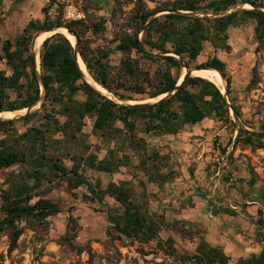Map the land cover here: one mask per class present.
Segmentation results:
<instances>
[{"label": "rangeland", "instance_id": "rangeland-1", "mask_svg": "<svg viewBox=\"0 0 264 264\" xmlns=\"http://www.w3.org/2000/svg\"><path fill=\"white\" fill-rule=\"evenodd\" d=\"M231 1L49 0L52 22H85L88 58L104 59V79L118 98L142 97L136 87L150 95L176 83L183 66L209 67L202 65L219 59L224 71H207L223 84L226 78L228 99L220 93L225 105L212 104L204 83L190 77L178 94L200 107L204 118L198 123L152 131L133 116L134 133L121 121L96 131L94 116H80L84 92L56 83L62 101H46L45 84L42 80L43 93L34 69L38 101L45 96L40 107L0 127L3 147L27 158L0 171V264H264V42L257 33L264 28L257 29L252 13L261 11ZM249 2L264 9V0ZM28 5L29 0H3L0 6V71L7 76L13 71L1 49L10 36L17 50ZM192 5L198 10H187ZM229 16L234 24L222 32L215 20ZM135 38L142 52L132 45L116 49ZM193 46L199 50L194 60ZM10 99L20 100L14 93ZM36 129L48 139L41 160V154L30 155L32 142L21 137ZM40 200L56 204L58 213L45 220L36 211L19 214L2 226L10 208ZM136 211L148 225L140 232L124 221Z\"/></svg>", "mask_w": 264, "mask_h": 264}, {"label": "trees", "instance_id": "trees-1", "mask_svg": "<svg viewBox=\"0 0 264 264\" xmlns=\"http://www.w3.org/2000/svg\"><path fill=\"white\" fill-rule=\"evenodd\" d=\"M235 1L236 0H232L230 3L234 5ZM240 1V3H252L249 2V0ZM2 3L3 0H0V5ZM252 4L256 5L254 3ZM211 7H213V5H209V9H211ZM187 10L196 11L198 9L194 5H192ZM43 12L45 13V15L47 14L46 8L43 9ZM218 12H221V8H216L215 13ZM252 13L258 21L257 29L264 28V13ZM231 17L233 16L215 20L223 28L222 32H226L228 28L233 26L234 22L231 21ZM46 18L48 17L46 16ZM56 24L63 25L61 20ZM52 26L53 24L49 25L45 21L42 25H36V23H32L28 28H38L39 30H44L49 29ZM66 26L70 29L71 32L75 33L78 37L79 46L81 49L80 56L88 72L91 76H93L92 78L103 88L112 92L109 86L107 85L106 80L104 79V77L106 76L105 72L108 71L103 62L104 59L88 58L89 52L87 50H90V43L84 40L83 38L89 32V28L86 27L85 22L83 20L79 22H71ZM28 30H25L26 34H24L22 38L16 40L15 44L17 50L12 51L14 47L13 43L10 41L6 42L3 45V52L5 54V57H2L3 59H6V63L11 68L13 73L11 76H7L4 71H0V112L15 111L28 108L34 105L39 99L40 87L36 78V73L34 70V59L31 53V44L33 37L31 34L28 33ZM98 30L99 28H96V31ZM257 33L259 39L264 42V29H259ZM128 42L130 43V47L127 46V43L125 42L117 46L116 49L118 51H126L130 50L132 45V47L135 48L137 51L142 52L137 38ZM177 53L184 54L181 49L178 50ZM40 56L41 71L43 76L42 80L45 84L47 91L46 101L49 100L50 102L56 103H60L62 101L61 96L57 95L58 89L56 88V83H59L60 85H69L70 91L72 93H76L77 91L82 90L86 95L87 100L83 105L82 111L80 112L81 119L84 117V114H91L92 116H94L95 121L93 127L96 131H103L107 127V125H112L117 121H121L124 124L126 131L129 132V134L134 133L137 130V124L136 120L131 119L133 116L142 117L144 119V126H146V130L154 131L155 129H161V131L164 130L168 132L170 127L175 128L176 126H178L182 128L183 124H196L198 123V121L204 118V115L201 114L200 107H197L196 103L192 102L191 97L182 98L181 92L175 98H172V100L145 109L118 107L116 104L103 98L100 94L96 93L92 88H90L87 84L83 82L81 85H78V88H76L75 86L77 85V82L82 81V76L74 59L72 44L62 35H57L56 37L47 40L41 48ZM92 56L94 55L92 54ZM198 56L199 50L196 46H193L189 51V57L190 59L194 60ZM202 66H209L218 69L221 72H223L225 69V64H223L219 59H213L210 63L208 62ZM29 70L30 73L28 72ZM204 73L210 74L207 70ZM198 79L200 82L204 83L206 87L204 92L208 93L206 95L212 98V104L219 102V105H221V103L225 105V101L223 100L220 91L213 84L208 83L200 78ZM177 82L163 84V87L161 89H157L154 93L150 95H145L141 88L136 87L135 92L137 94L142 95V97L135 99L130 98L128 100L142 101L145 99L154 98L160 94L166 93L173 89L176 86ZM220 83L225 88V85L222 82ZM13 93L20 98L19 101L10 99ZM114 95L117 97L116 94ZM177 104H179L180 106L176 109L175 106H178ZM115 109L119 110L118 116L114 113ZM44 117L46 120L49 119V121L53 123L56 122L53 119L55 117L51 114H45ZM176 117L177 119L174 120L173 118ZM12 122L13 121L0 122V127L12 125ZM31 131L32 130L28 131L24 135H21V137L25 138L28 142H32V151L30 152V155L35 156L41 154V160L47 151L46 145L48 143V139L46 138L45 133L42 130L36 129L32 132ZM4 143L5 142H0V171L11 168L17 164H23L26 162L27 158L25 154L18 152L13 147H3V145H5ZM40 160L37 161V165L39 164ZM101 166L103 171H109V168L105 165L101 164ZM120 198H122V196H120ZM18 210L20 214L25 215L33 214L36 211V214L44 220L58 213V208L56 204L45 200H40L33 206H28L22 209L10 208L8 210V213L12 214L13 212ZM114 221L116 222V219H114ZM124 221L130 224L132 229L137 232L143 230V225H145V227L147 225L146 222H144L143 218L139 216V213L137 211L136 214H134L133 216L128 214L126 218H124ZM121 230L126 231V228H122ZM18 236L19 232H15L13 234V243L16 242Z\"/></svg>", "mask_w": 264, "mask_h": 264}, {"label": "bare ground", "instance_id": "bare-ground-1", "mask_svg": "<svg viewBox=\"0 0 264 264\" xmlns=\"http://www.w3.org/2000/svg\"><path fill=\"white\" fill-rule=\"evenodd\" d=\"M238 8L240 9H244L247 10V8L253 9V7L249 4V3H241L240 6H238ZM261 12H264V9H260ZM198 16H200L201 14H196ZM54 33H58L62 36H64L71 44L74 50H76L75 54V61L77 63V66L79 68V71L82 75V78L84 80V82L90 87L92 88L96 93H99L103 98L113 102L114 104H117L119 106H125L128 108H135L136 106H145V107H151V106H155L158 104H162L164 102H166L167 100H169L170 98H173L177 92L179 91V89L182 87L183 84H185L186 81H188V78L193 77V78H200L208 83H211L213 85L218 86L219 88H221V90L223 92H220L224 98L228 99L227 97V81L225 79V77L223 76V79L225 80L224 84H225V88L224 86L214 77L204 73L206 70H214V71H219L218 69L212 68V67H198V68H185L183 69V72L181 73L179 80L176 84V86L171 89L170 91L163 93L159 96H156L154 98H150V99H145L142 101H133V100H122L117 98L112 92L106 90L105 88H103L101 85H99L90 75V73L88 72L81 56L80 53L78 51V44H77V40L75 38L74 35H72L71 33L68 32V30L66 28H63L61 26H59L58 28H54L52 31L49 32H39L35 39H34V43L32 45V55H33V59L35 62V65L37 68H39L40 65V49L42 47V43L43 41L50 35H53ZM221 73V72H220ZM222 74V73H221ZM44 93V90H43ZM42 101H38L35 105L30 106L29 109L28 108H24V109H20V110H15V111H1L0 112V121L3 122H8V121H17L21 118H23L24 116H26L28 113L36 111L40 105H41Z\"/></svg>", "mask_w": 264, "mask_h": 264}, {"label": "crops", "instance_id": "crops-1", "mask_svg": "<svg viewBox=\"0 0 264 264\" xmlns=\"http://www.w3.org/2000/svg\"><path fill=\"white\" fill-rule=\"evenodd\" d=\"M92 2L95 3H105L106 0H91ZM2 6V4L0 5ZM29 7V9H28ZM47 10V14L45 15V13L43 12V9ZM27 12H29L28 15L24 16V19L20 22H22L23 24V28H19V30H22L23 34H25V30H28L29 34H32V37H36V35L39 32H48V31H52L54 28H58L59 26L61 27H65L67 28L69 31L70 29L67 26L64 25H57L56 23L52 22L50 14L52 11H54V7H52V3L49 2V0H29V5L26 7ZM46 16L48 18H46ZM23 18V17H22ZM20 18V19H22ZM47 19V20H46ZM18 20H15V23H17ZM47 22V24H53V26L49 29H44V30H39L38 28H28L32 23H36V25H42L44 24V22ZM82 21V19H73L71 22H79ZM18 24V23H17ZM32 29V31H31ZM2 30L4 31V35H5V28H2ZM16 30H18V28H16ZM71 32V31H70ZM73 33V32H71ZM75 36L76 34L73 33ZM59 34L54 33L53 35L48 36L42 43V46L44 45V43L49 40L52 39L54 37H56ZM78 38V37H77ZM12 38H10V36H6V41L8 42V40H10ZM33 42V39H32ZM42 48V47H41ZM2 52H3V47H2Z\"/></svg>", "mask_w": 264, "mask_h": 264}, {"label": "water", "instance_id": "water-1", "mask_svg": "<svg viewBox=\"0 0 264 264\" xmlns=\"http://www.w3.org/2000/svg\"><path fill=\"white\" fill-rule=\"evenodd\" d=\"M252 6V5H251ZM253 8H255V9H257V10H259L260 11V9H258V8H256V7H254V6H252ZM262 13H264V12H262ZM227 15V12L226 13H224V14H219L218 16L219 17H223V16H226ZM63 28H65V27H63ZM67 29V28H66ZM68 30V29H67ZM49 32V31H48ZM68 32L69 33H71L69 30H68ZM56 34H58V33H56ZM72 35H74L73 33H71ZM60 35V34H59ZM75 36V35H74ZM75 38H76V40H77V44H78V38H77V36H75ZM73 51L74 52H76V50H74L73 49ZM75 54L76 53H74V59H75ZM177 56V55H176ZM76 62V61H75ZM34 65H35V62H34ZM76 65H77V63H76ZM78 67V66H77ZM183 68H187V67H185V66H183ZM35 69H36V73H37V75H38V77H39V79H40V84H41V86H42V88H43V90H44V92H45V89H44V85H43V83H42V77H41V73H40V71H41V60H40V65H39V68H37L36 67V65H35ZM79 69V68H78ZM80 72V71H79ZM81 74V73H80ZM223 75V74H222ZM82 76V75H81ZM189 79V78H188ZM226 79V78H225ZM227 81V80H226ZM186 83V82H185ZM184 85V84H183ZM182 85V86H183ZM182 88V87H181ZM181 88L179 89V91L181 90ZM42 90V91H43ZM178 91V92H179ZM178 92H177V94H178ZM99 94V93H98ZM176 94V95H177ZM42 95V97L43 98H41L39 101H42V100H44V95L43 94H41ZM175 95V96H176ZM170 99H172V98H170ZM169 99V100H170ZM107 100V99H106ZM169 100H167V101H169ZM225 100H227L226 98H225ZM109 101V100H108ZM166 101V102H167ZM111 102V101H110ZM113 103V102H112ZM165 103V102H164ZM35 105V104H34ZM117 105V104H116ZM121 107H125V106H121ZM152 107V106H151ZM128 108V107H127ZM135 108H148V107H143V106H136ZM28 109H29V107H28ZM231 111H232V113H233V110H232V108H231ZM30 113H32V112H30ZM30 113H28L26 116H28ZM25 117V116H24ZM0 122H3V121H0ZM20 214V212L19 211H15V212H13L10 216H9V218H7V219H5L4 221H3V223H2V226L3 225H5L6 223H8L10 220H12L15 216H17V215H19Z\"/></svg>", "mask_w": 264, "mask_h": 264}, {"label": "flooded vegetation", "instance_id": "flooded-vegetation-1", "mask_svg": "<svg viewBox=\"0 0 264 264\" xmlns=\"http://www.w3.org/2000/svg\"><path fill=\"white\" fill-rule=\"evenodd\" d=\"M257 262H260V261L257 260Z\"/></svg>", "mask_w": 264, "mask_h": 264}]
</instances>
